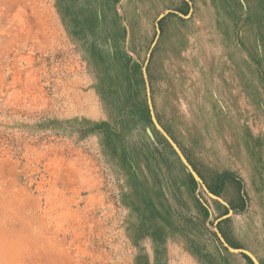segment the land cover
<instances>
[{"label": "rangeland", "instance_id": "374dc122", "mask_svg": "<svg viewBox=\"0 0 264 264\" xmlns=\"http://www.w3.org/2000/svg\"><path fill=\"white\" fill-rule=\"evenodd\" d=\"M220 237L264 264V0H0V264H255Z\"/></svg>", "mask_w": 264, "mask_h": 264}, {"label": "water", "instance_id": "95a60500", "mask_svg": "<svg viewBox=\"0 0 264 264\" xmlns=\"http://www.w3.org/2000/svg\"><path fill=\"white\" fill-rule=\"evenodd\" d=\"M187 165V164H186ZM187 168H188V170L190 171V173L192 174V176H194V177H196V175H195V173H194V171L191 169V167L189 166V165H187ZM220 241H221V243L230 251V252H232V253H243V254H246V255H248L251 259H252V261L255 263V264H257L256 263V261H255V259H254V257L249 253V252H247V251H245V250H236V249H233L232 247H230L221 237H220Z\"/></svg>", "mask_w": 264, "mask_h": 264}, {"label": "trees", "instance_id": "16d2710c", "mask_svg": "<svg viewBox=\"0 0 264 264\" xmlns=\"http://www.w3.org/2000/svg\"><path fill=\"white\" fill-rule=\"evenodd\" d=\"M212 193L216 194L215 192H212Z\"/></svg>", "mask_w": 264, "mask_h": 264}]
</instances>
